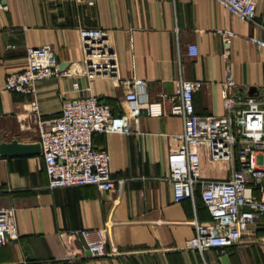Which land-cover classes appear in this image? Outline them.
<instances>
[{"label":"crops","instance_id":"obj_1","mask_svg":"<svg viewBox=\"0 0 264 264\" xmlns=\"http://www.w3.org/2000/svg\"><path fill=\"white\" fill-rule=\"evenodd\" d=\"M105 30L117 55L120 80H89L84 68L80 28ZM234 35L227 46L223 31ZM264 38V1L251 21L231 13L215 0H4L0 9V141L17 138L39 142L29 115L37 100L42 116L58 114L66 97L96 95L115 114L125 110L122 79H146L157 115L142 114L139 132H94L93 143L110 155L116 185L99 190L85 184L48 187L41 151L0 156V208L13 207L19 238L0 248V264H264V215L250 223L242 239L218 253L202 252L187 241L195 234L193 219L211 215L197 191L195 200L176 202L168 179L167 155L183 129L182 118L170 112L176 80H200L193 94L196 115L216 122L225 114L222 82L233 73L235 96L258 95L264 85V48L250 40ZM50 44L59 69L70 75L37 80L21 94L5 88L6 74L27 65V48ZM197 54L190 55L188 46ZM78 87H74V83ZM201 176L228 179L229 161L212 162L201 146ZM118 180H122L119 183ZM102 229L107 251L93 255L85 240L70 246L62 229ZM115 248V251H113Z\"/></svg>","mask_w":264,"mask_h":264},{"label":"built area","instance_id":"obj_2","mask_svg":"<svg viewBox=\"0 0 264 264\" xmlns=\"http://www.w3.org/2000/svg\"><path fill=\"white\" fill-rule=\"evenodd\" d=\"M90 5L96 0H84ZM231 13L254 21L256 8L264 0H215ZM4 0H0V9ZM224 42L231 43L234 31H223ZM84 68L82 74L89 80L107 77L120 80L116 52L110 38L99 27H81ZM264 48V38H250ZM190 55L197 54L195 45L188 46ZM70 75L61 71L58 58L50 44L27 48V65L20 71L6 74L5 88L28 94L37 80ZM126 86L125 110L115 114L110 103L96 95L66 97L58 114L42 116L37 100L31 101L29 115L37 126L41 154L45 162L48 187L57 188L92 184L99 190H110L116 185L110 170V155L93 143L94 132H139L142 114L161 113L158 103L146 96V79L131 76L122 79ZM200 80H176L175 93L169 97L170 112L182 118L183 129L173 134L176 141L167 155L176 202L195 200L197 191L209 209L211 219L199 222L195 217V234L187 241L191 248L203 251L207 247L225 253L226 248L239 242L249 224L264 215V85L258 95L235 96L233 73L225 70L222 96L225 114L216 122L200 119L195 112L193 94L202 86ZM78 87V83H74ZM204 145L212 162L229 161L232 165L228 179H207L201 176V146ZM122 183V180H118ZM85 240V247L93 255L107 251L102 229H62L59 237L70 246L76 237ZM19 238L13 207L0 208V248ZM115 251V248H113Z\"/></svg>","mask_w":264,"mask_h":264},{"label":"water","instance_id":"obj_3","mask_svg":"<svg viewBox=\"0 0 264 264\" xmlns=\"http://www.w3.org/2000/svg\"><path fill=\"white\" fill-rule=\"evenodd\" d=\"M41 150L42 146L40 142L25 143L19 141L17 138L0 141V156L38 153Z\"/></svg>","mask_w":264,"mask_h":264}]
</instances>
